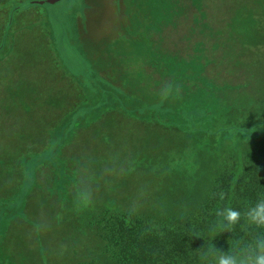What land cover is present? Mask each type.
Wrapping results in <instances>:
<instances>
[{
    "label": "trees",
    "instance_id": "1",
    "mask_svg": "<svg viewBox=\"0 0 264 264\" xmlns=\"http://www.w3.org/2000/svg\"><path fill=\"white\" fill-rule=\"evenodd\" d=\"M192 1V3L195 2L196 8H199L197 10L200 15L196 17H205L204 7L199 6L200 0ZM36 3L39 2L36 1ZM240 6L244 7L245 3L234 6L231 10L235 11L234 15L239 13ZM149 9L151 10L148 14L150 18L146 16L141 20L145 22L147 18L148 25L154 27L157 25V19L155 20L153 16V7ZM128 13L131 11H127ZM239 14L243 21L242 28L250 31L252 36L254 25L257 24L255 16L246 9ZM229 19L232 18L229 17ZM137 20L133 18L126 23L120 22L121 27L118 31L121 35L120 38L119 35L117 36L118 41L121 37L131 39L130 35L137 40L132 48L133 58L127 57L128 62L122 60L125 59L126 52L122 53L125 48L122 45L120 47L118 41L111 51L115 48V52L120 50L122 58L118 54L114 55L109 52L108 55L104 54V65L108 61L118 62L125 68H119L122 70L115 72L113 77L116 80H113V83L110 81L113 86H102L101 92L105 93L99 95L100 98L93 94L92 87L86 90L88 99L93 100L91 109L95 113L94 117L83 122H77L68 117L65 120L67 125L64 122L50 127L58 131L50 132L52 141L50 145L47 144L49 138L44 136L49 134L45 131V127L49 128V126L45 124L42 132L39 131L43 133L38 135L39 149L31 148L29 144L33 137L29 134L31 130L26 134L22 131L33 118H26V121L12 119L15 114L20 113V111L13 112L12 109H21L24 105L23 101L16 102V105L15 102H11L9 107H3L5 104L0 103V109L3 108L5 115L10 116L4 119L0 115V149L5 146L6 142L10 144L8 140L12 137L18 139L16 144L11 143L15 148L12 151L18 152L17 156L13 154L10 158V153L0 156V169L3 172L0 174V179H2L0 185H6V174L14 170L16 165H19L24 173H30L28 164L24 166L23 160L19 162L18 160L24 158L30 161L35 154H40V150L42 152L55 147L57 155H61V158L51 155L49 160L54 166L55 160H61L66 168L70 167L75 162L78 151L73 153L72 160L66 161L64 158L63 151L66 146L63 147V145L73 144L69 143L72 138H68V130L75 125L80 126L81 130L98 125L95 132L104 144L94 146L91 152L97 154L98 158L103 161V169L111 173L114 159L106 158L104 154L115 156L120 154L118 151L126 150L125 155L115 159V168L124 162L125 156H133L131 159L133 162L129 161L118 171H122V174H131V178L132 175L142 172L143 175H140L142 180L137 182L136 186L137 192L142 185L148 187L146 198L143 197L140 204L115 202L118 206L113 205L112 209L102 208L100 203L106 201L100 198H96L95 201L88 198L89 205L80 202V207L86 206L89 209L91 205H94L99 206L100 209L97 211L90 208L86 216L79 212H70L73 216L84 219L78 222L83 230H94L101 238L94 250H85L84 243L80 242L79 238L77 239V230L62 228L61 225L65 220H57V215L59 216L62 210L72 209L73 203L65 204L54 200L55 203H51V201H46L43 195H38L37 197L45 204L51 206H41L38 209L45 211L37 212L38 216L40 214L47 216V224L50 228L41 222L42 218H38V223L34 220L28 223L25 227L27 231L24 230L25 224L21 223L22 229L14 233L6 228V224L14 222L10 220L9 213L13 215L12 211L15 210L9 208H14L17 204L11 202L13 199H9V196L0 193V209L4 206V202L9 206L2 214L0 212V228L2 224L0 238L4 243V253L1 255L0 251V264H29L27 261L29 259H35L38 264L39 261L40 264H205L200 254L210 247L225 253H232L237 264H240L241 260L254 254L253 248L258 242L255 239L264 235V227L257 228L255 225H249L242 216L233 231L221 232L216 225L217 221L222 218L217 217L216 212L230 207L244 213L248 207L256 204L261 194H264L263 59L245 60L236 52L228 53L230 59L226 61L218 76H224L225 79L222 81H218V77L214 78L205 72L204 62L201 69H192V71L181 69L172 72L171 67L154 52V49L156 50L154 31L157 26L150 33L146 30V37L143 38V32L138 26L141 20ZM108 30L106 34L111 33V30L109 32ZM241 35H243L242 32ZM253 39L255 40L254 35L249 42L238 39L237 46H248ZM107 40L109 44L107 41L104 42L105 50H108L106 48L113 42ZM231 41L230 49H233L236 41L233 38ZM143 50L147 51L148 59H153L159 67L158 76L152 75L151 68L148 70L145 68L144 53L141 55ZM144 55L146 59V54ZM198 55L204 56L201 53ZM206 57H208V64H219L215 62V57L210 55ZM2 61L0 59V62ZM253 61L257 63L256 69L247 66ZM222 62H225L224 59ZM115 68L118 69V67ZM108 69L114 73L112 68ZM100 73L105 80H108L107 72L102 70ZM13 76L17 77L14 73L10 76L11 81L7 82L12 83L10 85H4L1 81L0 93L3 95L15 94L14 91L18 88V84L15 83L17 79ZM4 87H10L11 90L6 93ZM99 101L100 105L96 106ZM112 101L114 102L111 104ZM50 105L55 106L52 103ZM31 114L32 112L27 113L26 111L20 113L22 116ZM110 115L116 118H106ZM102 119L110 120L105 123L109 126L104 127L101 123ZM114 121L119 122V126L125 129L124 132L148 134L150 130H157L158 138L156 141L152 139L148 144H142L140 139H136L114 147L110 137L106 139L104 135H100L101 132L108 134ZM12 123H18L19 127L16 131ZM61 129L62 131L66 129L67 137H64ZM26 141L29 143L27 144ZM54 141L56 144H52ZM26 145L28 147H24ZM27 148L31 150H25ZM187 162L190 167L181 166ZM52 168L54 167L48 168L50 172L52 171L48 184L56 186L57 183H61L63 187L65 176L62 172L65 169L55 166L58 168L59 176H54ZM183 168L187 170L186 176L181 172ZM208 168L211 174L208 173ZM24 173L17 174L22 179L18 182L19 185L30 181L29 177H24ZM195 174H197L196 177L193 180L190 179V176ZM220 192L225 194L223 200L219 198ZM31 193L27 194V198L32 196ZM65 217L68 218L67 215ZM21 234L25 236L21 238ZM17 242L19 248L16 247ZM59 242L62 243V248ZM249 244H252V248ZM215 249H210L208 256L215 253ZM216 255L217 260L212 264H218L219 254Z\"/></svg>",
    "mask_w": 264,
    "mask_h": 264
},
{
    "label": "rangeland",
    "instance_id": "2",
    "mask_svg": "<svg viewBox=\"0 0 264 264\" xmlns=\"http://www.w3.org/2000/svg\"><path fill=\"white\" fill-rule=\"evenodd\" d=\"M36 1H45V3H36ZM126 1L128 3L126 4L127 11L129 12L131 9L132 12L137 15L135 16L134 14V18H137L138 21L141 19L143 20L146 16L150 18L148 16L149 11L151 12L149 7H153L152 13L155 20L157 19V25L154 26H157L156 31H154L156 50L153 49L158 57L171 67L170 71L172 72L181 69H189L190 71H192V69H201V65L204 62L205 72H207L209 76L216 78L221 74L226 61L230 59L228 53L231 52L238 53V56H243L245 60L255 58V61H257L263 59L264 65V0H241L238 3L237 1L239 0H200L202 3V5L201 3L199 4L200 8L202 6L204 7L203 15H205V17L203 18L196 17V15H200V12L197 10L198 7L196 8L195 2L192 3V0ZM244 3L245 6H240L238 12L241 13L243 9H246L255 16L257 23L253 28L255 40L253 39L248 46L238 47V39L249 42L253 37L250 31L242 28L243 21H241V15L239 13L234 15L235 11H231L235 5ZM87 5H89L87 0H60L55 4H51L47 2V0H0V59L3 60L0 62V83L2 81L4 85L12 84L7 82L11 81L10 76L16 73L18 84V88L14 91L15 94L8 96L0 93V103H2V105L5 104L3 107H9L11 102H15L16 105V102L26 98L21 109L13 108L12 111H20V113L26 111L29 113L32 112V114L30 116H22L19 113L15 114V117H12V119L16 118L17 121L20 119L26 121V118H33L32 121L29 122L30 124L28 123L24 131H22L25 134L29 133L30 130L33 132L32 134L29 133L33 135L31 142L29 143L26 141L27 144H31V148L39 149L38 135L43 134L41 132L45 124L49 126V128L45 127V131L49 132V134L44 135L49 138L47 144L50 145L52 142L50 139V132H58L56 129L50 128V124L54 121L51 120V118L60 115L61 104H54L55 106L52 108V105L49 104L50 100L57 101L61 99L59 103H67L66 99L69 98L71 92L74 90L73 93L76 94L75 96H80L77 103L81 104L84 95L83 93L78 95L75 89L80 79H87L89 82L90 78H95L96 80H93L91 91H93L96 97L99 96V93H101V95L105 93L101 92V89H99L101 88L99 87L100 83H98L97 76L94 75L92 63L88 58L87 49L84 46V39L82 40L80 36V26H82V23L79 21L85 18L86 10L89 7ZM90 10L91 13H101L102 11L100 7L95 5H93ZM229 17L232 19H229ZM142 20L138 23V26L143 32L142 36L144 38L147 34L146 30L150 33L154 27L148 25L147 18L145 22H142ZM241 32L243 35L240 36ZM130 38L131 39L121 38L120 41H118L120 47L122 45V47L127 50V53L130 52L129 50H132L134 43L137 41L132 35H130ZM231 38L236 41L233 49H230L232 43ZM106 41L108 43V40ZM121 41L123 43H121ZM112 44L114 45V43ZM85 45L88 46V43H85ZM90 47H93V45ZM89 51H92L91 48H89ZM143 52L146 54L147 59L145 68L147 70L151 68L153 72H151L152 75L158 76L160 71L159 67L153 62V59H148L147 51L143 50ZM199 53L204 56L200 57L198 55ZM117 54L118 56H122L120 50L116 52V55ZM207 55L215 57V62L219 64H208ZM143 57L145 58L144 54ZM223 59L225 61L224 63L222 62ZM255 61L247 66L256 69L257 63ZM116 66L118 68H124L122 64H116ZM66 78L71 79L73 83V86L69 83V92L67 91ZM223 79H225L224 76H221L218 77L217 80L222 81ZM104 82L108 84L107 80ZM4 89L6 93L8 90H11L10 87H4ZM113 102L114 101H112L111 104ZM98 104L100 105V101L96 103V106ZM66 106L68 109L67 104ZM72 109L69 110L72 111ZM7 113L9 112L7 111ZM5 114L3 108L2 110L0 109V115L4 119L9 116V114L8 116ZM106 118L116 117L110 115L106 116ZM109 121L110 120L102 119L101 123L104 127H107L109 125L105 123ZM14 125V131H16L19 127L18 123ZM28 125H30V128H28ZM97 128L98 125H94L87 130H82L79 132L78 135L80 136L75 144L73 143L64 149L63 155L66 161L72 160L73 153L78 151L76 152L77 158L70 167L66 168L63 165L64 162L55 160V166L65 169L62 172V175L65 176L63 187H61V183H57L56 186L51 183L48 184V178L52 175V171L50 172L48 168L54 167L52 168L53 175L59 176L57 174L58 168H55L54 164L49 160V156L51 155L61 158V155H57L55 147L42 152L40 150V154H35L30 161L24 158L18 160V162L23 160L24 166L28 164L30 173H24L19 165H16L14 170L8 171L6 174V185H0V193L6 196L17 194L18 198H16L17 200H11V202L17 204L14 208H9L8 205H5L10 210H15L12 211L15 216H13L11 212L9 213L10 220H14V222L6 224L7 229H11V231L16 233V231L22 229L21 223H23L25 224L24 230L27 231L25 227L28 226V223H31L33 220L36 222L38 218H42L41 222H44L43 224L47 228H50V226H48L49 224H47V216L43 214L38 216L37 214V212L45 211L44 209H38L39 207L49 206L45 204L42 199L37 197L38 195H43L45 200L48 202L51 201V203H55L53 200L64 202L65 204L73 203L72 209L62 210L59 215L60 217L57 215V220H65H62L64 222L63 225H61L62 228L77 230V239L79 238V241L84 243L85 250H94L99 240L101 241V238L94 230H83L78 222L84 221V219L73 216L70 212H79L81 215L86 216L89 213L87 210L90 211V208L91 210L96 209L99 211V206L91 205L89 209L86 206L80 207V202L89 205L90 200H88V198H91L93 201H95L96 198H100L106 201L100 203L102 208L109 207L110 209L114 207L113 205H116L115 202H135L140 204L142 198H146L148 187L142 185L139 192H137L136 186L137 182L142 180L140 176L143 175L142 172L132 175L131 178V174H122V171H118L121 166L127 164L129 161L133 162V160H131L133 156H125L124 162L118 164L119 167L115 168V159L125 155L126 150L124 152L118 151L120 154H116L115 156H106V154H104L106 158L114 159V166L111 169V173H107V171L103 169V161L98 158L97 154L91 152L94 146H101L104 144V141H102L95 132ZM110 128L112 130L110 129L108 134L101 132L100 135H104L106 139L110 137L114 147L117 146V144H127L128 141L133 142L136 139H140L142 144H148L152 139L156 141L158 138L157 130H150L148 134L124 132L123 130L125 129L119 126L118 121H114ZM40 130L41 132H39ZM62 132L64 137H67L66 129ZM8 141L10 144H16L18 139L17 137L16 139L12 137ZM10 144L6 142L5 146L0 149V156H5L4 154L10 153V158H12L13 154H16L15 156L18 155L17 151H12L15 150L14 145L11 144L10 146ZM52 144L56 143L54 142ZM24 147H28V145ZM31 148L25 150H31ZM100 154L103 155L102 153ZM188 164L189 162L181 164V166L188 167ZM176 170L179 171V169ZM207 171L211 174L209 168ZM19 172L22 174L24 173V177H29L30 181L23 185H19L18 182L22 181V179L17 176ZM59 172L60 170L58 173ZM181 172L186 176L187 170L185 168L181 169ZM1 173L3 172L0 169V174ZM196 175L197 174L190 176V179L193 180ZM115 182L116 184H114ZM31 191H33L31 193L33 197L29 195L30 199L27 198V194ZM100 193H102V195H100ZM50 211L52 210L50 209ZM20 213L21 215H18ZM65 215L68 216L67 219ZM36 223H38V221ZM6 228H4V230ZM89 228L92 229L90 226ZM0 229L2 230V224ZM24 236V234H21V238ZM69 241H71V239ZM58 244L62 248V243L59 242ZM16 247L19 248L18 242ZM0 251L2 255L4 253V243L1 238ZM27 261L29 264H38L35 259H29Z\"/></svg>",
    "mask_w": 264,
    "mask_h": 264
},
{
    "label": "crops",
    "instance_id": "3",
    "mask_svg": "<svg viewBox=\"0 0 264 264\" xmlns=\"http://www.w3.org/2000/svg\"><path fill=\"white\" fill-rule=\"evenodd\" d=\"M87 1L89 3V5H87V6L92 8V6L95 5V6L100 7L102 11H101V13H91L90 8L89 7L87 8L85 18H82L81 21H79L80 23H82V26H80V32H81L80 36H81L82 40L84 39V46L87 49V53L89 56L88 58H89L90 62L92 63V69L94 70V75L97 76L98 83H100L99 87H102V86L105 87L106 85L108 87H111V86H113L112 81L116 80V78L113 77V75L120 68L119 67L118 69H116L115 68V67H117L116 64H120V63L108 61V63H106V65H104V61H105L104 54L106 53L108 55V52H109V53H113L114 55H116V52H115L116 48L113 51H111V50L116 46V43H117L116 41H118L117 36L119 35V38H120V35H121V33L118 31V28L121 27L120 22L126 23L128 21H131V19L134 18L135 13L132 12V10L130 9L131 13L127 14L126 4H128V3L126 0L125 1L124 0H87ZM129 4H130V2H129ZM117 6H119V7H117ZM135 16H137V15L135 14ZM128 28H130V27H128ZM107 29H109L108 32L111 30V33L106 34ZM126 29H127V27H126ZM129 32H131V31L129 30ZM127 34H128V32H127ZM107 39H109V41L112 40L113 41L112 43H114V45L113 44L108 45V47L106 48L108 50H105L104 42ZM85 43H88V46L85 45ZM91 45H93V47H90ZM248 45H250V43H248ZM111 47H112V49H111ZM89 48H91V50L93 52L89 51ZM129 51L130 52L127 53V50L123 49V52H122L123 54L126 52V57H124L125 59H123V60H126L127 62H128L127 59H129L127 57H130L131 59L133 58L132 57L133 51L132 50H129ZM142 53H144V52H142ZM142 53H141V55H142ZM90 54H91V57H90ZM146 60L147 59L144 58V63L146 62ZM106 66H107V68H106ZM109 67L113 69L114 73H112V71L110 69H108ZM102 70L107 72L108 84H106L105 82L102 83V81H101L103 77H102V73H100V71L102 72ZM120 70H122V69H120ZM14 74H16V73H14ZM95 76H93V77H95ZM13 78L17 79V77H15V76H13ZM93 80H96V79L90 78L89 82L87 79H85V80L80 79L78 81L79 82L78 85L75 86V89L78 92V95L82 94V93L84 95V99L82 100L81 104L77 103L80 96L76 97L75 96L76 94L73 93L74 90L71 92L69 98L66 99L67 103H59L61 101V99L57 100V101H53V100L49 101V104H51V103L52 104H61L60 115L58 117L55 116L54 121L52 122V124H50V127H53V126L55 127L58 124L64 123L68 117L72 118V120H77V122H83L84 120H87V119L90 120L94 117L95 113L91 109L92 105H93V104H91V102L93 100L88 99V96H86L87 95L86 90L88 88L92 87ZM103 81H106V80L104 79ZM110 81L112 83H110ZM16 82H17V80L15 81V83ZM69 83H70V85L73 86L72 80L69 78H66V86H67L68 92L70 89ZM99 89H102V88H99ZM99 95H101V93H99ZM98 98H100V96H98ZM25 100H26V98L21 99L19 102H21V101L24 102ZM66 104L68 105V109H67ZM69 109H72V111ZM96 112H98V111H96ZM27 113H29V112H27ZM12 115H13V113H12ZM60 116H62V117H60ZM74 123L76 124V121H74ZM65 124H66V122H65ZM28 128H30V125H28ZM81 131H82L81 127L80 126L77 127V125L72 127V129L68 130V138L69 139L72 138V140H70L69 143H75L79 139L80 135H78V134ZM32 133L33 132H31V134ZM64 146L67 147L66 144H64L63 147ZM62 148H61V150H62ZM35 182H36V180H35ZM29 193H31V192H29ZM16 198H18L17 194H11L9 196V199H16ZM5 205H6V203L4 202V206L1 207V209H0L1 214L6 209Z\"/></svg>",
    "mask_w": 264,
    "mask_h": 264
},
{
    "label": "clouds",
    "instance_id": "4",
    "mask_svg": "<svg viewBox=\"0 0 264 264\" xmlns=\"http://www.w3.org/2000/svg\"><path fill=\"white\" fill-rule=\"evenodd\" d=\"M218 195L221 200L224 199L225 194L223 192H220ZM216 215L217 217L222 218L217 221L216 225L217 229L221 232L233 231L234 227L240 222L242 216L249 225H255L257 228L264 227V194H261L256 204L248 207L247 211L244 213L230 207H226L222 210H218ZM255 240H258V242L254 245V254L247 256L244 260H241L240 264H264V235L258 236ZM249 247L252 248V244H249ZM210 249L215 248L210 247L206 252L200 254V258L205 262V264H212L213 261H216V254H219L218 264H237L232 253H225L219 249H215V253L208 256ZM241 250L243 251V249Z\"/></svg>",
    "mask_w": 264,
    "mask_h": 264
},
{
    "label": "water",
    "instance_id": "5",
    "mask_svg": "<svg viewBox=\"0 0 264 264\" xmlns=\"http://www.w3.org/2000/svg\"><path fill=\"white\" fill-rule=\"evenodd\" d=\"M60 0H47V2L51 3V4H55L56 2H58ZM39 3H45V1H38Z\"/></svg>",
    "mask_w": 264,
    "mask_h": 264
}]
</instances>
